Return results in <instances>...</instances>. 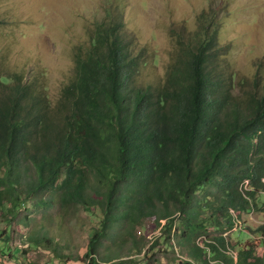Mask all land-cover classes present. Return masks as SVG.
I'll use <instances>...</instances> for the list:
<instances>
[{"label":"trees","instance_id":"16d2710c","mask_svg":"<svg viewBox=\"0 0 264 264\" xmlns=\"http://www.w3.org/2000/svg\"><path fill=\"white\" fill-rule=\"evenodd\" d=\"M108 14L75 50V77L53 106L36 79L0 63V224L9 228L2 236L11 241L23 227L24 250L82 262L60 253L66 234L51 216L78 207L101 216L88 264H109L99 257L104 241L134 242L131 230L142 225L159 230L153 247L183 250L179 264H264L258 243L241 246L254 234L264 250L260 81L233 93L211 12L176 49L164 85L138 84L144 52L134 55L121 16ZM251 212L263 215L254 230L243 222Z\"/></svg>","mask_w":264,"mask_h":264},{"label":"rangeland","instance_id":"374dc122","mask_svg":"<svg viewBox=\"0 0 264 264\" xmlns=\"http://www.w3.org/2000/svg\"><path fill=\"white\" fill-rule=\"evenodd\" d=\"M110 11L121 16L123 34L132 44L134 55L144 52L146 63L137 77L138 84L164 85L176 49L193 41L200 31L202 15L214 12L220 60L225 72L235 75L233 93L242 94L243 87L250 91L256 80L264 88V0H0V20L6 21L0 28V63L10 73L36 79L53 106L75 77V50L88 45L92 29L108 18ZM27 209L31 217L40 219L42 214L35 207L28 204ZM63 214L64 218L51 212L55 227L66 234L59 251L82 262L61 260L46 250L28 252L21 235L29 230L18 228L19 234L10 241L1 234L5 229L8 233L9 228L0 224V264H88L84 256L99 227L100 213L70 207ZM262 221V214L243 213V222L252 230ZM134 231L135 243L128 237H123L122 245L121 238L104 241L99 257H110L109 264H179L186 257L175 245L165 250L160 242L153 247L155 237L161 235L153 225L137 226ZM251 235L241 241V246L258 243L256 251L262 255L260 240Z\"/></svg>","mask_w":264,"mask_h":264}]
</instances>
